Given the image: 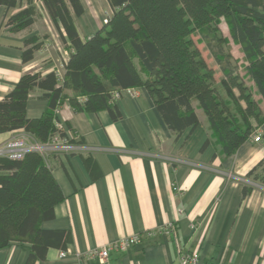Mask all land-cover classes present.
Here are the masks:
<instances>
[{"label": "trees", "instance_id": "16d2710c", "mask_svg": "<svg viewBox=\"0 0 264 264\" xmlns=\"http://www.w3.org/2000/svg\"><path fill=\"white\" fill-rule=\"evenodd\" d=\"M27 1L8 17L6 25H13L12 30L33 22L37 9L33 0ZM40 1L69 48L63 78L59 81L53 70L23 72L0 100V133L21 129L46 143L58 132L55 111L64 103L87 112L106 109L118 120L122 115L111 94L140 86L175 139L199 123V109L209 132L200 150L212 138L218 147L213 157L232 155L263 123L264 0H107L111 13L85 38L74 22L84 12L81 0ZM15 4L0 0L6 7ZM222 22L227 35L221 32ZM230 42L239 45L241 58L233 55ZM40 43L37 35L24 40V62L33 58ZM34 90L47 99L39 118L26 115V101ZM259 135L264 141V132ZM246 177L264 184V158ZM250 188L244 184L242 194ZM62 198L38 151L20 159L0 157V248L11 241L29 242L26 264L44 262L49 248L64 249L65 230L41 227L54 217V205Z\"/></svg>", "mask_w": 264, "mask_h": 264}, {"label": "crops", "instance_id": "0c3cea01", "mask_svg": "<svg viewBox=\"0 0 264 264\" xmlns=\"http://www.w3.org/2000/svg\"><path fill=\"white\" fill-rule=\"evenodd\" d=\"M27 4L16 0L12 7L0 5V100L23 72L45 74L63 66L68 57V47L65 52L53 47L59 35L47 25L51 19L40 0H33L39 12L29 26L12 30L13 25H6L8 17ZM81 16L74 22L82 38L103 24L93 17L87 23L92 30L82 29L76 20ZM32 35L41 43L33 58L24 62V40ZM234 56L241 58L242 53ZM116 104L122 115L118 120L106 109L87 112L67 103L58 109L56 119L64 131L76 135L85 149L47 152L45 160L63 198L54 205V217L41 227L65 230L64 249L69 252L60 259L61 249L49 248L45 261L34 264H99L76 254L127 234H139L140 242L111 252L108 264H178L179 246L197 252L198 264H264V184L246 177L264 158V141L250 137L232 155L213 157L218 147L212 138L200 150L209 132L199 109V123L175 139L144 87L122 89ZM259 106L264 112V102ZM46 108L47 99L32 91L26 101L27 117L39 118ZM21 131L0 133V145ZM255 132H264V121ZM244 184L251 185L245 195ZM168 223L176 228L175 238L144 235ZM29 248L27 241H11L0 248V264H26Z\"/></svg>", "mask_w": 264, "mask_h": 264}, {"label": "built area", "instance_id": "2783aa9c", "mask_svg": "<svg viewBox=\"0 0 264 264\" xmlns=\"http://www.w3.org/2000/svg\"><path fill=\"white\" fill-rule=\"evenodd\" d=\"M53 70L55 76L59 81L63 78L64 68L63 66L54 67ZM113 99L119 97V92H113L111 94ZM56 109L55 113L58 112ZM55 127L57 133L46 143H39L33 137L24 131L12 136L5 143L0 145V157L9 159H20L28 151H38L40 154L46 157L48 151L55 152H78L83 151L85 146L78 143V137L74 134H67L64 131V127L61 121L56 119ZM64 132L61 135L59 132ZM255 142L261 140L259 133L252 136ZM167 234L174 238L176 237V228L173 223H168L163 226L146 230L144 235L148 238H155L158 235ZM141 236L139 234H127L112 242H108L102 246L90 248L85 252H77L76 257L83 261L96 260L99 264H108V259L111 252H123L131 246L140 242ZM178 248V264H198L199 256L197 252L185 251L182 248ZM67 249L59 250L57 256L63 259L68 254Z\"/></svg>", "mask_w": 264, "mask_h": 264}, {"label": "rangeland", "instance_id": "374dc122", "mask_svg": "<svg viewBox=\"0 0 264 264\" xmlns=\"http://www.w3.org/2000/svg\"><path fill=\"white\" fill-rule=\"evenodd\" d=\"M81 2L85 5V13H83V15L76 19L77 20V24L83 29L85 27H87L86 29L87 30H92L91 27L88 26V22H90V20H92V18L94 17V21L97 23L98 21L103 23L104 22V19L105 17L110 13L111 11V8L109 6V3L107 0H81ZM37 12H39V9L37 7ZM38 16V14L36 15ZM40 20H42L41 18H39ZM47 25L53 30V31H56L55 27H54V24L53 22H51L50 20H47ZM43 22V21H42ZM44 27L45 29H43V32L46 33L48 32V29L46 27V23H44ZM42 24H38V26L41 27ZM93 26V24L91 25ZM94 26H96L94 24ZM89 27V28H88ZM220 29H221V32L223 34H226L227 33V29L225 27V24L222 22L220 24ZM193 38H196L195 35H193ZM57 39V45H55V43L53 42V47L54 49L56 50V52H59L57 46H59L60 48V51H64L66 50V46L64 45V43L62 42V40L60 39L59 36L56 37ZM229 47L233 53V55H236V56H239L240 54V50L238 49V46H236L234 43H229ZM200 47L203 46V43L199 44ZM225 50L227 51L228 50V46H225ZM203 54L206 53L205 50L202 51ZM239 58V57H238ZM211 59V58H210Z\"/></svg>", "mask_w": 264, "mask_h": 264}]
</instances>
